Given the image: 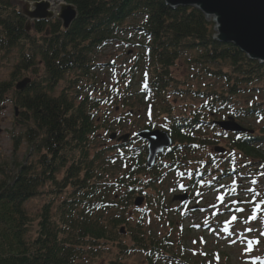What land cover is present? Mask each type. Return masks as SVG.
Returning <instances> with one entry per match:
<instances>
[{
    "label": "trees",
    "instance_id": "16d2710c",
    "mask_svg": "<svg viewBox=\"0 0 264 264\" xmlns=\"http://www.w3.org/2000/svg\"><path fill=\"white\" fill-rule=\"evenodd\" d=\"M78 11V17L67 32L59 23L35 25L37 33L48 29V37L38 48L35 38L25 33V20L18 15L10 0H0V54H9L25 44L36 50L31 59L23 51L21 63L15 68L9 82L0 85V107L5 95L14 89L18 78L35 68V56H41L47 77L32 82L24 92L16 93V107L21 110L20 124L27 127L25 138L38 154L35 163L23 165L10 179L0 182V264H73L90 250L118 243V229L126 224L121 211L131 203V195L111 198L106 185H100V174L108 173L104 166H96L98 157L89 156L93 136L99 131L93 117L97 107L85 99L76 103L68 91L59 96L54 90L64 76L73 71L89 75L93 66L90 55L94 50L115 39L117 32L127 31L125 23L130 18H142V31L150 40V85L152 84V111L156 117L172 114L171 84L175 83L171 69L186 54L194 53L192 60L206 66L218 79H223L225 93H211L215 99L210 108L226 104L242 88L250 89L264 82V65L250 61L233 45L213 40L214 25L192 7L173 10L164 0H67ZM134 28V27H133ZM193 57V55H192ZM191 60V61H192ZM226 66L228 69H223ZM246 93V92H245ZM231 98H228V97ZM240 111V110H239ZM238 111V112H239ZM198 112V110H197ZM261 108L258 104L246 105L241 117H255ZM180 120V121H179ZM170 133L178 146L208 145L197 134L182 132L199 123V115L188 122L179 119ZM189 120V119H186ZM251 130V127H248ZM201 138V137H200ZM264 124L258 134H243L228 138V148L235 151L246 163L264 164ZM177 148V146H176ZM62 179L59 172L67 167ZM142 167L145 160L140 159ZM53 184L57 194L67 192L66 200L59 204L56 213L45 205L40 216L36 239H28V217L24 205L39 195V189ZM104 187V188H103ZM120 200L122 205L113 201ZM131 228L130 239L134 247L146 252L147 264H176L183 254L166 250L168 238H147L146 233ZM123 253L125 244L118 243ZM167 253V254H166Z\"/></svg>",
    "mask_w": 264,
    "mask_h": 264
},
{
    "label": "rangeland",
    "instance_id": "374dc122",
    "mask_svg": "<svg viewBox=\"0 0 264 264\" xmlns=\"http://www.w3.org/2000/svg\"><path fill=\"white\" fill-rule=\"evenodd\" d=\"M40 0H13L11 5L17 10L21 11L23 7L27 4H34ZM53 1V0H52ZM53 9L57 13L59 11L57 5L60 1L54 0ZM145 18V17H144ZM211 22V20L209 19ZM143 23L142 18H130L126 23L124 28H131L128 31L117 32L115 35V40L108 42L103 47H98L94 50V54L91 57V62L93 66L91 67L90 76H84L79 73L67 74L62 82L55 89V96H59L63 90H68L69 96L77 104L81 101V98L88 94V91L92 93V96L98 97L103 96V99L111 101L113 105H119L121 110L116 111L114 107L116 106H103L101 107L100 116L107 123H109L110 132L107 133L105 129L99 132L96 139L95 145L96 149L98 146L101 148L105 146L114 144V141L109 140V135L111 132H118L119 134H125L130 132L134 134L139 129H143L150 124V119L147 117L148 113L146 111V104L144 103L143 97L140 93V83L143 80V72L148 70L149 61L146 53V48L150 46V42L140 35V31L136 30ZM134 27V28H133ZM45 35H36V45L38 48L43 46ZM24 49L18 47L9 54H4L0 56V84L7 81L10 78V74L14 70L15 65L20 61L23 51L26 55L35 54L36 50L34 46L27 45L26 42H22ZM193 55V57H192ZM194 53L186 54L181 57L179 61L176 62L175 66L171 69L172 76L175 79V83L172 84V96L171 100L174 101L173 112L177 117H188L197 107L203 106L205 101H212L215 99L214 95L211 93H225L227 94V88L224 87L223 79H218L212 75L208 69H213L214 65L201 66L195 63ZM192 60V61H191ZM36 71L38 74L25 73L20 79L35 78L45 79L47 77L45 68L43 64L40 63L41 59L36 57ZM114 61V63H113ZM97 65V66H95ZM111 66V67H110ZM92 68H94L92 70ZM115 68L117 71V76L114 77L112 69ZM223 69H228L226 66ZM79 79V80H78ZM76 81H79L76 83ZM75 83V84H74ZM119 90L118 96H112L110 89ZM250 88L238 91L232 96L230 104L227 103L219 111L207 112L205 116L206 121H223L227 117L232 116L236 109H241L248 104L254 103H264V82L257 83ZM257 89V90H254ZM198 91L201 93H207L209 96L206 100L198 98L194 93ZM78 92L80 97H75ZM246 92V93H245ZM7 98L0 107V182L4 180V177H9L10 179L16 172L19 171L20 167L23 165H28L36 162L38 154L33 149L32 145L29 144L28 140L24 137V133L28 126L20 124L21 120V110L16 107V93L11 91L6 94ZM127 99L128 105L133 108V114L128 115V108L122 107V100ZM228 98H231L230 96ZM217 104V103H216ZM108 105V103H107ZM261 108H264L263 106ZM236 116L235 114H233ZM121 118L120 126L117 118ZM237 119V118H236ZM259 120V119H258ZM257 119H241L238 118L237 121L241 125L246 127H251L253 131L258 134L260 132L263 122ZM169 124L164 122L163 119L156 121V127L164 129ZM205 136V141L213 142L219 141L222 145L227 144V139L222 136L221 131L217 127L209 126L205 131H200L199 133ZM213 143L206 145L205 147H197L190 150H184L178 155H174L175 165L172 167H177L178 171L166 172V160L165 158L159 157L157 160V165L154 168V174L159 173L160 175H165V178L160 183L156 184V189L147 188L145 184L140 183L139 185L146 189L147 194L145 197H152L153 200L157 197V190L165 198V206H169L166 211L159 210L154 203L150 205H143L140 208H134L133 206L127 210V219L129 220L128 226L124 225L125 229L129 227H135L140 218L143 215V210L146 212L144 221H142V228L146 233L147 238L149 236H154L156 238H164L166 233H172L174 238V243L172 244V253L187 254L185 258L174 261L173 263L178 264H217L215 259V254H219L218 264H259L264 263V240L259 244L253 246V250L247 255H242L244 253V247L242 244L237 242L235 245L237 248H227L229 246L227 243L222 241L223 233L220 232L219 237L216 232L210 233L207 228L205 232L201 228L195 230L192 227L194 224L204 225L203 221L209 216H212V220L219 223L224 219H229V213L224 212L223 215L214 216L212 213L216 211L209 207L211 204H219L217 196L220 194H225V203H230L229 198L232 200H244L250 198L246 197L243 188L256 187L250 184V179L255 177L258 181V186H264V176H260L259 173L264 171L260 168V165L252 167L257 169L254 173L255 175L249 176L251 174V166L242 167L241 171L238 173H244L249 176L248 180H241L238 176L237 183L242 185L238 187L239 195H234L227 189H220L217 192L215 189L220 183H213L211 187L204 184L198 191L202 192L204 195L202 197H197L196 192H190L192 195V204L187 209V213L184 206L179 205V202H173L172 197L181 194L179 191V184L186 183L185 177L187 174L191 173L195 169H203L207 165L210 166L212 170L217 168L226 169L229 167V163L226 161L228 155H218L214 151ZM95 149V150H96ZM94 147L91 154L95 152ZM173 156V155H172ZM171 156V157H172ZM185 156V157H183ZM168 159V158H167ZM164 161L162 166H159L160 162ZM239 158L236 156V162ZM186 162V163H185ZM191 162V163H189ZM181 163H185V166H180ZM180 164V165H179ZM171 168V166H170ZM261 170V171H260ZM120 170L117 168L111 170L110 175L105 176V180L114 179L120 175ZM184 173L182 177L180 173ZM115 173V176L112 175ZM153 178V174L144 173V181H149L150 177ZM233 176V177H234ZM58 177L61 179L62 174L60 173ZM232 179L224 180L222 184L230 186L232 184ZM239 181H241L240 184ZM56 189L55 185L47 184L45 187L39 189V195L36 198L31 199L24 205V211L28 217V227L29 235L28 239H36V233L40 223V216L42 214V209L45 205L52 206V212L56 213L58 205L66 199V193L72 192L68 189L67 192L57 194L58 192H53ZM171 189H175L172 191ZM138 192L145 191L137 189ZM122 190H111V198ZM141 195L135 192L134 196ZM238 197V198H237ZM199 201V202H197ZM198 205L203 207L205 212L201 210L193 211L191 208ZM233 205V204H231ZM235 206V205H233ZM242 206V205H240ZM220 210H226L223 204H219ZM183 211V212H182ZM237 215V214H236ZM174 220L179 223V225L168 227L169 223ZM169 222V223H168ZM238 224H242L238 221ZM215 225V224H212ZM184 226V227H183ZM218 225H215L217 227ZM237 234L242 238L248 237L244 229L245 225L237 226ZM199 231V232H198ZM130 235L119 234L118 243L125 244L128 248L125 253L121 252L118 247V243H107L106 245H101L96 247L94 250H90L87 255L76 260L73 264H147L146 262V252L140 251L134 244L131 243ZM201 237L203 242H201ZM217 237V238H216ZM264 237V236H263ZM241 239V238H240ZM239 239V240H240ZM253 240L257 239L252 237ZM187 240V242H186ZM244 240V239H242ZM195 241V243H193ZM227 245H225V244ZM229 243V240H228ZM195 253V254H194ZM206 253V255L202 254ZM167 254V253H166Z\"/></svg>",
    "mask_w": 264,
    "mask_h": 264
},
{
    "label": "water",
    "instance_id": "95a60500",
    "mask_svg": "<svg viewBox=\"0 0 264 264\" xmlns=\"http://www.w3.org/2000/svg\"><path fill=\"white\" fill-rule=\"evenodd\" d=\"M58 1L61 4L57 16L51 10L49 0L25 5L21 12L29 20L27 29L31 27L33 20L51 19L56 16L62 20L63 29L68 30L77 17V10L73 5L64 3L65 0ZM164 2L172 9L193 7L199 10L207 20L213 18L215 41L232 44L248 59L264 64V0H164ZM28 82V80L22 82L17 88L24 89ZM219 125L227 131H242L232 118ZM140 136L149 142L147 163L149 167H152L158 154L172 145L171 140L164 132L147 131ZM136 204L140 205L141 200L139 199Z\"/></svg>",
    "mask_w": 264,
    "mask_h": 264
},
{
    "label": "snow or ice",
    "instance_id": "6c2138e0",
    "mask_svg": "<svg viewBox=\"0 0 264 264\" xmlns=\"http://www.w3.org/2000/svg\"><path fill=\"white\" fill-rule=\"evenodd\" d=\"M114 63V61H113ZM145 76H147V73H145ZM144 87L147 88V83L144 84ZM260 120H264V116H261L258 120V122ZM192 147H199V145H193ZM230 156L232 157V159H235L236 154L235 153H231ZM115 161H113L114 163ZM191 163V162H189ZM126 166V165H125ZM245 165H242V167H244ZM261 169H264V164L260 165ZM230 172H236V166L233 165L232 168L230 169ZM179 175H181L182 177L184 176V173H180ZM190 175V173H189ZM260 176H264V171L259 173ZM237 176L241 179V180H248L249 176H251V174H249V176H246L244 173H237ZM147 182V181H145ZM250 184L252 185H258V181L255 177H252L250 179ZM213 183H218V181L213 182V181H209L208 182V186L211 187L213 185ZM201 187H204L203 184H201ZM238 187H242V185H238L237 183V178L233 177L232 180V184L230 186L228 185H224V184H219V186L215 189L217 192H220V189H227L228 191H230L231 193H233L234 195H239L238 192ZM179 188L184 190L185 189V185L184 184H179ZM172 191H175V189H171ZM243 192L245 194L246 197L251 196V199H244V200H232L231 198H229L230 203H225V194H220L217 196V200L219 201V204H223L225 209L227 210V212L229 213V219L226 220L224 222V227L220 230L224 233H228L229 236L233 235L232 232L229 231L228 225L229 224H234L235 222H237L238 220V216L236 214L233 213H243L245 214L248 218L244 221H242L244 224L246 225H250L248 227H246L244 229V231L246 232H253L254 230H258L256 229L255 225H251L252 221H256L257 220V214L260 213L262 211V209H264V186H258V187H248V188H243ZM204 194L200 191L196 192V196L197 197H202ZM257 198H260L259 200ZM199 202V201H197ZM219 204H211L209 205L210 208L215 209L216 211H214L212 213V215L214 216H220L223 215L224 213L220 210ZM230 204H239V205H248L249 208L246 211L245 207L241 206V207H231ZM201 211H203V209H201ZM203 223H208V220L205 219L203 221ZM193 227H200V225H193ZM213 231H216L215 229ZM220 231H216L217 235H220ZM259 235L260 236H264V230H259ZM246 241V248L244 250V253H242V255H247L249 252H251L253 250V246L256 244L260 243L259 239H247L246 237L244 238ZM201 242H203V238L201 237ZM193 243H195V241H193ZM230 244H235L236 240H229ZM195 254V253H194ZM204 255H206V253H202ZM215 259L217 261H219V254H215Z\"/></svg>",
    "mask_w": 264,
    "mask_h": 264
},
{
    "label": "bare ground",
    "instance_id": "6f19581e",
    "mask_svg": "<svg viewBox=\"0 0 264 264\" xmlns=\"http://www.w3.org/2000/svg\"><path fill=\"white\" fill-rule=\"evenodd\" d=\"M49 1L51 2V0H49ZM113 104H114V103L112 102L111 105L113 106Z\"/></svg>",
    "mask_w": 264,
    "mask_h": 264
}]
</instances>
